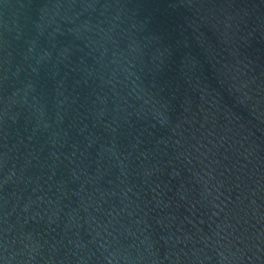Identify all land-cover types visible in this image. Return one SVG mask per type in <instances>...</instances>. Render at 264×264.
<instances>
[{"label":"water","instance_id":"95a60500","mask_svg":"<svg viewBox=\"0 0 264 264\" xmlns=\"http://www.w3.org/2000/svg\"><path fill=\"white\" fill-rule=\"evenodd\" d=\"M0 264H264V0H0Z\"/></svg>","mask_w":264,"mask_h":264}]
</instances>
